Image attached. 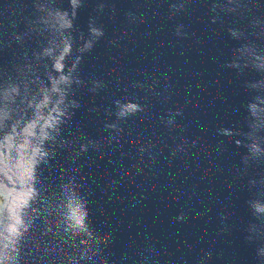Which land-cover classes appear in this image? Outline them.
<instances>
[{
    "label": "water",
    "instance_id": "95a60500",
    "mask_svg": "<svg viewBox=\"0 0 264 264\" xmlns=\"http://www.w3.org/2000/svg\"><path fill=\"white\" fill-rule=\"evenodd\" d=\"M257 205L264 0H0V264H264Z\"/></svg>",
    "mask_w": 264,
    "mask_h": 264
},
{
    "label": "clouds",
    "instance_id": "9594fccd",
    "mask_svg": "<svg viewBox=\"0 0 264 264\" xmlns=\"http://www.w3.org/2000/svg\"><path fill=\"white\" fill-rule=\"evenodd\" d=\"M176 7H177L176 4L172 5L173 9H176ZM101 8H103V5H101ZM90 33L95 37H100L103 35V31L99 28H96V27H90ZM180 34L181 33L178 30L177 35H180ZM92 46H93L92 41L89 40L84 45V49L89 50V49H91ZM56 67L59 68V65H57ZM114 104L116 107L115 116H116L118 121L127 120L129 117L135 116L137 113L144 111L143 106H141L140 104H138L132 100L122 101V100L118 99V100L114 101ZM175 115H181V113L176 112ZM175 115L173 117L167 119L166 123L168 126H172L175 123ZM105 127L107 129H113L116 134L123 131V129L117 123L106 124ZM110 135L112 136L113 140L117 139V135H112L111 133H110ZM193 143H195V142H193ZM142 151H143V149H142ZM255 210L257 213L264 214V205H257ZM179 219L182 220L183 216L179 217ZM76 226L78 228L86 231V229L84 228V226L80 222H77ZM208 255H210V253ZM258 255L261 258H264V247H261L258 249ZM203 259H207V256H205ZM202 264H203V261H202Z\"/></svg>",
    "mask_w": 264,
    "mask_h": 264
}]
</instances>
